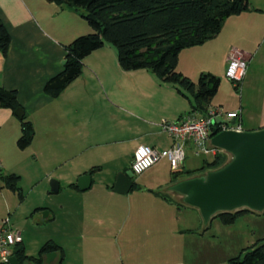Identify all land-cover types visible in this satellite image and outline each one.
Listing matches in <instances>:
<instances>
[{"label": "crops", "instance_id": "crops-1", "mask_svg": "<svg viewBox=\"0 0 264 264\" xmlns=\"http://www.w3.org/2000/svg\"><path fill=\"white\" fill-rule=\"evenodd\" d=\"M248 3L260 11L230 16L214 38L180 51L177 71L191 80V67L199 68L198 76L211 73L219 63L227 66L234 54L246 60L251 78L258 40L264 34V7ZM82 19L74 9L46 0H0V21L10 36L6 55L0 53V86L16 91L34 131L30 144L20 149L24 151L17 149L13 163L3 161L0 174L16 173L14 165L28 161L34 180H41L43 190L58 197L55 207L33 210L48 223L38 246L45 241L60 246V264H225L210 256L214 253L207 225L202 226L198 210L173 199L177 193L170 187L177 181L170 182V167L167 182L155 189L141 188L134 177L137 187L127 193L112 189L116 175L130 169L119 164L123 151L128 147L134 151L139 144L168 148L171 141L163 121H177L189 113L202 115L190 110L191 96L180 95L176 85L163 83L150 71H123L115 47L107 43L83 58L80 75L57 97L43 92L46 80L63 68L64 45L90 32ZM144 101L172 119H159L160 112L156 118L154 112L146 114ZM209 106L221 107L213 101ZM237 109L242 130L264 128V90L253 115L249 107ZM19 134L18 118L10 109L0 108V154L13 151L2 143ZM159 163L168 162L161 159L151 167ZM107 164L111 172L105 175ZM84 174H89L90 183L81 190L77 181ZM51 178L57 182L56 191L50 189ZM187 208L192 212L186 219L179 212ZM52 253L48 262L43 254V264H57L59 254Z\"/></svg>", "mask_w": 264, "mask_h": 264}, {"label": "trees", "instance_id": "trees-1", "mask_svg": "<svg viewBox=\"0 0 264 264\" xmlns=\"http://www.w3.org/2000/svg\"><path fill=\"white\" fill-rule=\"evenodd\" d=\"M77 11L86 21L91 32L76 36L64 45V65L60 72L51 76L43 85V92L57 97L64 88L81 73L82 60L104 43L115 47L117 61L123 71L147 70L163 83L178 86L177 92L191 96L190 110L204 114L216 95L220 80L211 73H200L193 82L176 69L180 51L198 46L214 38L223 22L230 16L242 12H256L248 0H46ZM10 36L0 21V53L5 56ZM0 108L12 112L20 108L16 91L0 86ZM19 120L20 135L16 144L26 148L33 138V127L25 114ZM217 131H213L216 134ZM230 158L225 151L216 149L211 160H203L195 170H176L170 174V182L192 176H200L207 171L222 167ZM92 169L89 170L91 172ZM2 187L21 194L18 176L0 174ZM134 183L132 188H136ZM257 213L248 209L233 212H219L217 217L223 224L233 223L245 213ZM264 213V211L262 212ZM59 254L57 264L63 255L61 247L52 241H45L36 256L25 254L18 242L12 255L20 263L30 261L43 264V254ZM229 264H264V237L252 246L242 250L239 256L230 258Z\"/></svg>", "mask_w": 264, "mask_h": 264}, {"label": "rangeland", "instance_id": "rangeland-1", "mask_svg": "<svg viewBox=\"0 0 264 264\" xmlns=\"http://www.w3.org/2000/svg\"><path fill=\"white\" fill-rule=\"evenodd\" d=\"M248 1H251L253 6L260 5L264 7V0ZM83 22L86 23L85 20ZM87 26L89 25L87 24ZM91 31L92 29L90 28V32ZM263 38L264 34H262L258 40L260 49L257 51L255 59L252 61V77L250 78L251 75H248L250 69L247 66L245 70L246 74H244L236 88H234V83L225 75L226 64L222 67L219 63L213 68V73H211L219 78L220 83L218 91L212 101L213 103H216V105L220 104L223 111H233L235 107L242 105L245 107V110L249 107V111L252 112L253 115L256 112L258 105H260L264 90V45L261 43ZM191 71V80L196 82L199 73L198 71L200 70L198 67L192 70L191 67ZM249 90L251 92H249ZM144 107L146 108V114L154 112V118L158 116L156 113L160 112L159 119L161 116L166 119H172L167 113L164 115V112L160 111V107H154L149 101H144ZM7 139H9V137H7ZM16 141L17 139L2 143L7 147H10L11 145L13 151L7 150L10 152L7 154H0V165L2 164V166H5L3 161L7 162L10 159V162L13 163L12 160L17 159L15 155L17 149L18 152L24 151L18 148ZM130 149L131 148L128 147L127 151H123V155L119 160V164L123 167H130L133 154V151ZM212 156L213 154L211 153L195 156L192 151L188 149L186 152V159L181 164V168L183 170H195L201 166L203 160L209 161ZM9 163L8 166L11 167ZM27 163L28 161L14 165L13 171L16 169L15 171H17V174L9 172L18 176V187L20 188L21 194L11 191L6 187H2L0 182V227L2 226L3 220L7 219L9 228L20 233V241L25 254L29 257H34L37 254L39 242L42 241L43 236L45 235L46 224L48 223L41 222V212L33 213V210L37 206L47 205V207H55L58 197L56 194H47L43 190L42 185L45 186V183H42L41 180L38 182H36L37 180H34V177L30 175L31 171L28 168ZM110 169L111 167L107 164L103 173L107 175L111 172ZM168 169V163L166 165L159 163L156 166L145 170L141 174L135 175L134 181L139 183L143 189H155L159 185H164L167 182V179L169 178ZM9 173L5 172V170L4 172L2 171V174ZM46 183L49 184L50 180ZM173 199L177 202L183 203L182 197H179L177 194H173ZM190 210L191 209L189 208L185 210L182 209L179 214L181 217L187 219L190 212H192ZM185 223L187 224L186 221ZM204 224L207 225L206 234L208 235V245L212 248L214 253L210 256L215 260L218 259L219 261H223L225 264H227L226 262L230 258L239 256L243 249H249L255 241L264 236V214L262 215L260 213H245L237 217L231 224H223L217 217H211L207 223L202 220V226ZM30 263L34 264L32 262ZM71 264H73L72 261Z\"/></svg>", "mask_w": 264, "mask_h": 264}, {"label": "water", "instance_id": "water-1", "mask_svg": "<svg viewBox=\"0 0 264 264\" xmlns=\"http://www.w3.org/2000/svg\"><path fill=\"white\" fill-rule=\"evenodd\" d=\"M65 60L62 61L64 63ZM20 119L21 108L13 111ZM210 143L230 155L220 168L192 176L172 184L171 190L182 197V202L198 210L202 220H208L219 212H232L242 208L264 211V128L253 131H221L210 138ZM130 169L119 172L112 189L127 193L133 186ZM90 183L89 174L79 177L77 186L82 190ZM51 191L57 190V182L50 183ZM54 253L46 254V262ZM11 264H19L14 256ZM21 264H27L23 261Z\"/></svg>", "mask_w": 264, "mask_h": 264}, {"label": "built area", "instance_id": "built-area-1", "mask_svg": "<svg viewBox=\"0 0 264 264\" xmlns=\"http://www.w3.org/2000/svg\"><path fill=\"white\" fill-rule=\"evenodd\" d=\"M246 70V60L232 54L227 61L226 77L239 85ZM240 110L223 111L220 106H209L201 116L186 114L173 122H162V128L169 136L171 144L168 148L158 150L149 145L139 144L133 151L130 170L138 175L150 168L154 163L165 159L172 171L180 168L189 149L195 156L215 153L216 147L210 143L213 131H242L239 122ZM20 242V233L13 231L3 220L0 227V264H11L10 257L15 245Z\"/></svg>", "mask_w": 264, "mask_h": 264}, {"label": "flooded vegetation", "instance_id": "flooded-vegetation-1", "mask_svg": "<svg viewBox=\"0 0 264 264\" xmlns=\"http://www.w3.org/2000/svg\"><path fill=\"white\" fill-rule=\"evenodd\" d=\"M129 169V168H128ZM127 170V169H126Z\"/></svg>", "mask_w": 264, "mask_h": 264}]
</instances>
